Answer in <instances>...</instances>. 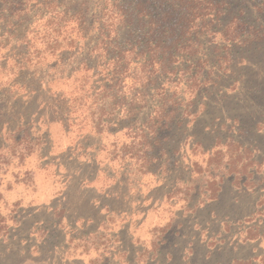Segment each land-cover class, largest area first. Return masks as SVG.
I'll return each mask as SVG.
<instances>
[{"label":"rangeland","instance_id":"rangeland-1","mask_svg":"<svg viewBox=\"0 0 264 264\" xmlns=\"http://www.w3.org/2000/svg\"><path fill=\"white\" fill-rule=\"evenodd\" d=\"M230 1L238 2L224 19L228 23L238 15L242 26L234 43L231 41L236 34L229 32L226 38L231 41L220 71L226 75L200 92L199 116L188 125L186 144L173 126L168 140L159 145L170 152L163 157L169 172L164 186L180 178L181 201L173 202L172 197H166L165 188L158 186L149 202L156 209L142 224V212L136 213L141 217L139 221L134 218L130 223L122 218L103 224V217L87 204L91 193H82L78 179L69 180L61 202L63 195L55 197L59 187L49 176L42 185L39 182L34 195V189L17 190L24 203L33 200L34 205H26L20 212L19 223L10 216L6 217V226L0 222V264H264V0ZM10 2L12 12L26 9V15L9 19L15 24L20 21L16 27H8L9 22H5L3 30L8 33L0 52V83L15 77L24 87L20 98L11 92L1 93L0 128L24 113L27 118L34 114L38 117L43 113L41 107L48 109L50 119L62 118L67 110L48 91H79V78L71 82L65 78L81 63L94 62L101 53L95 50L102 39L98 20L102 2ZM8 8L9 2L2 10L6 18ZM23 39L29 41V46L17 43ZM203 43L208 67L217 70L214 48H222L218 44L223 40L205 35L201 46ZM9 52L10 62L4 58ZM27 52L31 53L29 58L25 57ZM27 90L31 95H26ZM149 95L151 98L154 93ZM157 100L151 99L152 105ZM160 138L163 140V134ZM58 139L53 147H45L44 153L55 155L65 149L68 140L63 135ZM140 139L141 133L137 132V141ZM195 141L201 146L193 150ZM40 144L34 147L22 143L19 155H27L26 150L34 148L39 155L44 149ZM179 147L180 154L174 158L171 153ZM139 151L143 158V146ZM5 159L2 162L7 163ZM70 167L77 170L75 164ZM79 169L84 175L94 171L88 165ZM4 179L9 181V175L5 174ZM169 197L171 202L167 203ZM52 199L55 206L59 205L55 212L39 207ZM80 217L92 221L77 222Z\"/></svg>","mask_w":264,"mask_h":264},{"label":"trees","instance_id":"trees-1","mask_svg":"<svg viewBox=\"0 0 264 264\" xmlns=\"http://www.w3.org/2000/svg\"><path fill=\"white\" fill-rule=\"evenodd\" d=\"M10 1L0 0V52L4 47L5 33H8L3 28L9 27V24L16 27L20 23H10L9 19L26 15V9L12 12L10 6L13 3ZM98 1L102 2L98 19L101 22L102 39L95 52H99V49L101 53L95 56L96 62L85 61L66 75L65 80L68 82L80 79L79 91H48L53 92L56 103L67 110L64 117L50 119L47 116L48 109L41 107L43 113L38 117L34 114L32 118H27L24 113L15 122L0 128V173L3 177L0 181V222L3 227L8 224L9 216L19 223L20 212L26 205H34L33 200L28 204L23 202L17 191L19 188L34 189V195L39 182L42 185V181L51 176L54 185L59 187L56 197L68 186L64 173L72 171L70 164L76 165L77 170L74 171L77 172L79 168L83 169L80 163L85 164L94 158L96 161L102 158L120 164L124 173L122 186L129 183L130 190L134 185L133 202L141 200L136 186L142 185V182L149 183L150 190L163 186L166 197H172L175 203L181 201L178 197L180 178L169 183L171 186H164L168 183L169 172L165 170L167 162L163 161V157L170 152L159 145L168 140L173 126L179 129L180 139L186 144L189 139L188 136L186 138L188 125L199 116L197 100L200 92L226 75L225 71L220 73L227 60L224 55L228 41H231L226 38L229 32L233 36L237 35L232 43L239 38L237 32L242 20L237 15L226 23L224 18L238 1ZM8 2L6 18L2 10ZM6 20L9 22L7 25ZM205 35H212L214 39L221 37L223 40V43L218 44L222 48H214V57L218 59L219 66L217 70L208 67L209 59L201 48L205 44L201 46ZM23 40L17 43L25 42L22 44L29 46V41ZM9 55L10 52L4 54L5 61L12 60ZM30 56L28 52L25 55L26 58ZM22 87L24 85L12 77L0 83V96L2 92H11L12 96L20 98ZM151 92L154 95L150 98ZM26 93L31 95L28 90ZM156 98L157 104L152 105L151 99ZM26 103L30 104L29 101ZM189 116L195 119L190 121L187 119ZM60 130L68 140L65 149L55 155L51 151L44 153L45 147H53L59 142L58 138H62ZM137 132L141 133L139 142ZM24 142L34 147L42 142L40 147L44 149H40L39 155L35 148L27 149V155L21 156L19 147ZM141 146L143 158L139 157ZM199 146L201 143L195 141L193 150ZM180 151V147L176 148L171 155L175 158ZM188 158L192 163L191 158ZM4 159L7 163L2 162ZM94 173L95 169L89 176L92 178ZM5 174L9 175V181H5ZM110 175L109 171H105L102 179L108 182ZM75 179L81 183L79 177ZM85 182L83 179L82 186H85ZM119 190L123 192L127 189L124 187ZM170 197L167 203L171 202ZM39 207L44 211L55 212L59 205L55 206L52 199L47 204L40 203ZM85 219L80 218L77 222Z\"/></svg>","mask_w":264,"mask_h":264},{"label":"crops","instance_id":"crops-1","mask_svg":"<svg viewBox=\"0 0 264 264\" xmlns=\"http://www.w3.org/2000/svg\"><path fill=\"white\" fill-rule=\"evenodd\" d=\"M85 162V161H83ZM83 165H88L89 167H93L95 169L94 176L91 178L88 174H82L81 170L78 169L77 172L74 170L69 171L68 173H64L69 180L75 179L79 177L81 179L80 183V189L82 190V193L85 191L91 193V197L87 198V204L90 205V207L94 210V212H97L101 217H103V220L101 223H111L114 220H120L122 218H128L130 223L133 221L134 218H137L139 221L141 217H137L136 213L142 212L145 217L140 221L139 224H142L145 218L148 215H151L155 209L156 206L151 205L149 202H151V192L153 190H150L146 182H142V185L136 186L138 191L137 195L141 198L140 201L136 200L135 202L132 201L134 196V185L129 190V183H124L122 186V176L123 168L120 166L117 162H110L108 160L104 159H91L90 161H87L85 164L80 163ZM61 168V166H59ZM64 167V166H62ZM105 171H109L111 174L109 176L108 182H106L104 179H102L105 175ZM88 173V172H87ZM93 175V174H92ZM83 179L86 181L85 186H82ZM126 187L127 190H124L123 192L119 189H124ZM157 188V187H156ZM155 188V189H156ZM129 190V191H128ZM64 193V192H63ZM61 196L59 199H61V202H64V195ZM163 197V196H162ZM165 198V197H163ZM162 199V203H163ZM114 205H113V204ZM118 206H115V205ZM82 219H85L83 217H80ZM79 218V219H80ZM89 219V220H88ZM85 219L83 221L88 222L92 221L90 218ZM136 221V223L138 222ZM82 222V221H80Z\"/></svg>","mask_w":264,"mask_h":264}]
</instances>
